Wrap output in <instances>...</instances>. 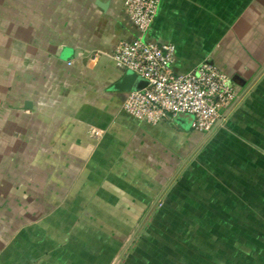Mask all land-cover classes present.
<instances>
[{"label": "crops", "instance_id": "obj_1", "mask_svg": "<svg viewBox=\"0 0 264 264\" xmlns=\"http://www.w3.org/2000/svg\"><path fill=\"white\" fill-rule=\"evenodd\" d=\"M138 36L127 0H0V264H40L52 240L73 236L74 188H105L112 141L161 167L201 144L187 114L151 125L110 89L126 72L110 55ZM146 38L176 45L177 72L209 61L230 76L238 97L221 127L264 140V0H161Z\"/></svg>", "mask_w": 264, "mask_h": 264}, {"label": "rangeland", "instance_id": "obj_2", "mask_svg": "<svg viewBox=\"0 0 264 264\" xmlns=\"http://www.w3.org/2000/svg\"><path fill=\"white\" fill-rule=\"evenodd\" d=\"M185 117L190 129L192 115ZM123 129L124 139L132 132ZM104 134L89 130L95 139ZM200 141L163 167L125 139L112 141L107 157L97 151L109 182L97 189L91 180L89 190L78 182L73 236L52 240L56 247L40 264H264V140L227 125ZM151 170L166 178L155 179Z\"/></svg>", "mask_w": 264, "mask_h": 264}, {"label": "built area", "instance_id": "obj_3", "mask_svg": "<svg viewBox=\"0 0 264 264\" xmlns=\"http://www.w3.org/2000/svg\"><path fill=\"white\" fill-rule=\"evenodd\" d=\"M161 0H127V10L139 29V36L121 42L110 55L124 70H132L148 84L127 92L123 110L151 125L179 115H192L191 127L211 133L222 111L232 109L238 97L236 86L226 73L209 61L185 72L174 70L176 45L146 38ZM100 135V133H98Z\"/></svg>", "mask_w": 264, "mask_h": 264}, {"label": "water", "instance_id": "obj_4", "mask_svg": "<svg viewBox=\"0 0 264 264\" xmlns=\"http://www.w3.org/2000/svg\"><path fill=\"white\" fill-rule=\"evenodd\" d=\"M148 84V81L137 75L134 71L132 70H127L124 75L116 82L114 83L110 89L111 90H116V91H121V92H130V91H137L143 89L146 85ZM228 114H225V117ZM221 117L218 119L215 128L209 133L210 135L213 134L217 129H219L224 122V118ZM116 264V263H114Z\"/></svg>", "mask_w": 264, "mask_h": 264}]
</instances>
